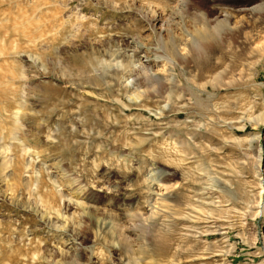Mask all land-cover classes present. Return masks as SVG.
<instances>
[{
	"label": "rangeland",
	"instance_id": "rangeland-1",
	"mask_svg": "<svg viewBox=\"0 0 264 264\" xmlns=\"http://www.w3.org/2000/svg\"><path fill=\"white\" fill-rule=\"evenodd\" d=\"M262 1L0 0V264H264Z\"/></svg>",
	"mask_w": 264,
	"mask_h": 264
},
{
	"label": "bare ground",
	"instance_id": "bare-ground-1",
	"mask_svg": "<svg viewBox=\"0 0 264 264\" xmlns=\"http://www.w3.org/2000/svg\"><path fill=\"white\" fill-rule=\"evenodd\" d=\"M254 2V1H253ZM253 2L252 3H247V6H245V7H243V9L244 10H248L249 11V14H251V15H253V13H254V11H256V10H258L257 8L259 7V10H261V11H264V1H262L259 5H253ZM258 6V7H257ZM239 25H241V26H243V23H241V24H239ZM239 25H235L236 27H238ZM199 35V34H198ZM214 35H215V33H214V31H211L210 29H209V27L208 26H206V38H209V37H214ZM247 35H248V33H247ZM246 39L248 40V41H250V43H251V49L248 51L249 52V54H254V53H258V51H262L261 49L264 47H262V45H261V40L260 41H254V37L252 38L251 36H246ZM195 42H197V41H195ZM263 45H264V43H263ZM262 53H263V51H262ZM250 66V65H249ZM161 71V70H160ZM138 81V80H137ZM213 81V80H212ZM141 92V91H140ZM227 122V121H226ZM230 122V121H229ZM224 123V122H223ZM256 123H257V121H256ZM259 123H261V126H264V118H262V120H261V122H259ZM254 125V124H253ZM256 125V124H255ZM257 126V125H256ZM257 136H258V134H257ZM260 136H262V135H259L258 137L260 138ZM254 137V136H253ZM256 138V137H255ZM258 139V138H257ZM259 140V139H258ZM260 163L258 164V165H260V168H261V166H263V162H264V148H261V150H260ZM257 165V166H258ZM264 167V166H263ZM263 170V169H262ZM218 172V171H217ZM222 173V172H221ZM226 173V172H225ZM225 173H222V175L224 174L225 175ZM258 181H259V184H260V186H261V193H262V195H261V197H260V200L258 201V204H257V206H258V210H257V214L258 215H260V216H264V177L263 178H260V179H258ZM228 184V183H227ZM214 186V184L213 183H207V185H206V194L210 191H212V190H215V188L213 187ZM222 188H225V185H222ZM203 190V189H202ZM229 191V190H228ZM225 197V196H224ZM201 199V198H200ZM221 199H224V198H222L221 197ZM227 200V199H226ZM205 202V201H204ZM219 201L218 200H215V199H213V198H210V196L208 195V196H206V205L207 206H210L211 208H213V207H216V206H220L221 205V207H222V204H219L218 203ZM227 202V201H226ZM242 203L244 204V206H247V207H250L251 206V204H249V201H246V200H244V201H242ZM81 204V203H80ZM83 204V203H82ZM88 206V205H87ZM224 206H226V205H224ZM226 208V207H225ZM233 208V207H232ZM87 210H88V208H86ZM85 209V210H86ZM246 209V208H245ZM90 210V209H89ZM239 210V209H238ZM235 212H239V213H241V211H235ZM207 213H201V216H202V218L203 217H205L206 218V216L208 215H206ZM214 214V213H213ZM256 214V215H257ZM200 215V214H199ZM218 216V215H217ZM219 217H220V215H219ZM189 218H192V217H190L189 216ZM194 218V217H193ZM198 218H200L199 216H198ZM207 218H208V216H207ZM210 219H211V217H209ZM213 219H214V217H212ZM216 219H218V218H216ZM206 222H207V220H206Z\"/></svg>",
	"mask_w": 264,
	"mask_h": 264
}]
</instances>
